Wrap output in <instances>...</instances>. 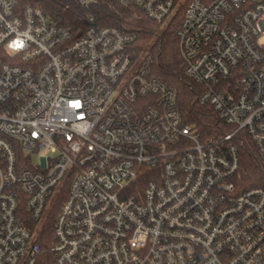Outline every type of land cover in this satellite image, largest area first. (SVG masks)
<instances>
[{
  "label": "built area",
  "instance_id": "1",
  "mask_svg": "<svg viewBox=\"0 0 264 264\" xmlns=\"http://www.w3.org/2000/svg\"><path fill=\"white\" fill-rule=\"evenodd\" d=\"M83 6L106 0H75ZM166 29L231 131L203 139L137 36L0 0V264H264V0H117ZM38 164L34 165V156ZM58 211L56 212L57 208Z\"/></svg>",
  "mask_w": 264,
  "mask_h": 264
},
{
  "label": "trees",
  "instance_id": "2",
  "mask_svg": "<svg viewBox=\"0 0 264 264\" xmlns=\"http://www.w3.org/2000/svg\"><path fill=\"white\" fill-rule=\"evenodd\" d=\"M20 1L22 5L31 4L43 9L76 36L87 27L90 17H94L100 26H117L134 33L139 50L153 57L152 74L176 91L178 107L187 124L197 128L205 140L219 138L232 130L220 122L212 106L201 103L205 88L186 74V65L176 46V25L170 24L162 29L145 17L133 20L132 11L121 6L117 0H106L90 6H83L75 0ZM236 146L240 157L237 177L240 187L264 188V165L255 144L244 135L237 140ZM53 223L52 219L50 225L42 231L43 255L40 264H54V256L50 251Z\"/></svg>",
  "mask_w": 264,
  "mask_h": 264
},
{
  "label": "rangeland",
  "instance_id": "3",
  "mask_svg": "<svg viewBox=\"0 0 264 264\" xmlns=\"http://www.w3.org/2000/svg\"><path fill=\"white\" fill-rule=\"evenodd\" d=\"M38 160H39V156L38 155H35L34 156V165H37L38 164Z\"/></svg>",
  "mask_w": 264,
  "mask_h": 264
}]
</instances>
